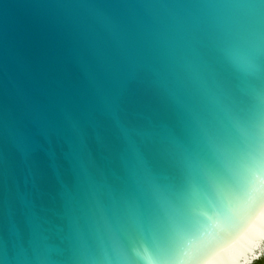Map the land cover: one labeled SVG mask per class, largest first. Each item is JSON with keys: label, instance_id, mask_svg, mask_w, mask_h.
Wrapping results in <instances>:
<instances>
[{"label": "snow or ice", "instance_id": "obj_1", "mask_svg": "<svg viewBox=\"0 0 264 264\" xmlns=\"http://www.w3.org/2000/svg\"><path fill=\"white\" fill-rule=\"evenodd\" d=\"M104 2L164 13L129 29L145 54L127 69L98 63L102 78L121 76L106 106L134 121L119 128L120 162L106 146L60 209L36 211L55 200L41 156L69 142L82 153L83 118L21 116L13 128L0 88V264H199L183 243L194 227L227 221L241 191L264 202V0ZM10 133L19 162L5 153ZM25 170L31 198L17 203Z\"/></svg>", "mask_w": 264, "mask_h": 264}, {"label": "water", "instance_id": "obj_2", "mask_svg": "<svg viewBox=\"0 0 264 264\" xmlns=\"http://www.w3.org/2000/svg\"><path fill=\"white\" fill-rule=\"evenodd\" d=\"M162 10L145 7H114L104 0H0V88L6 118L14 128L21 117L51 115L82 121L84 148L75 153L72 144H54L55 160L42 155L46 190L55 200H37L35 209H60L63 194L87 183L90 158L108 155L119 163L125 147L119 128L134 122L126 105L119 113L107 107L106 96L119 95V73L109 79L97 71L101 59L117 69H127L145 54L128 42L131 27L143 28ZM162 104L163 101H157ZM5 153L23 159L16 150L15 135L5 141ZM151 163L150 158H146ZM30 173L24 171L21 186L10 195L31 198ZM63 179L56 184V177ZM189 258L199 264H255L264 258V202L239 192L227 221L196 226L183 240ZM55 246V242H53ZM145 264L147 261V255Z\"/></svg>", "mask_w": 264, "mask_h": 264}, {"label": "trees", "instance_id": "obj_3", "mask_svg": "<svg viewBox=\"0 0 264 264\" xmlns=\"http://www.w3.org/2000/svg\"><path fill=\"white\" fill-rule=\"evenodd\" d=\"M255 264H264V258L261 261L255 263Z\"/></svg>", "mask_w": 264, "mask_h": 264}]
</instances>
